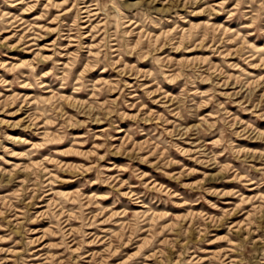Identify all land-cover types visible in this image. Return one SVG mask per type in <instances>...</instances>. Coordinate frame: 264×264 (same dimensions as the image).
<instances>
[{"label":"rangeland","instance_id":"rangeland-1","mask_svg":"<svg viewBox=\"0 0 264 264\" xmlns=\"http://www.w3.org/2000/svg\"><path fill=\"white\" fill-rule=\"evenodd\" d=\"M0 264H264V0H0Z\"/></svg>","mask_w":264,"mask_h":264}]
</instances>
